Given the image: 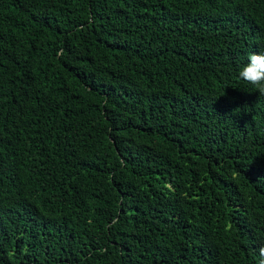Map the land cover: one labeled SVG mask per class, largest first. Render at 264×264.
Returning a JSON list of instances; mask_svg holds the SVG:
<instances>
[{
	"label": "trees",
	"instance_id": "obj_1",
	"mask_svg": "<svg viewBox=\"0 0 264 264\" xmlns=\"http://www.w3.org/2000/svg\"><path fill=\"white\" fill-rule=\"evenodd\" d=\"M264 0H0V264H259Z\"/></svg>",
	"mask_w": 264,
	"mask_h": 264
},
{
	"label": "clouds",
	"instance_id": "obj_2",
	"mask_svg": "<svg viewBox=\"0 0 264 264\" xmlns=\"http://www.w3.org/2000/svg\"><path fill=\"white\" fill-rule=\"evenodd\" d=\"M238 78L251 85L254 92L264 95V51L251 53L237 72ZM259 264H264V246L258 250Z\"/></svg>",
	"mask_w": 264,
	"mask_h": 264
}]
</instances>
